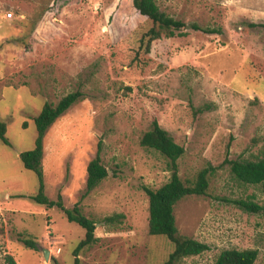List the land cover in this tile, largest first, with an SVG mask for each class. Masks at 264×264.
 Instances as JSON below:
<instances>
[{
	"label": "rangeland",
	"instance_id": "374dc122",
	"mask_svg": "<svg viewBox=\"0 0 264 264\" xmlns=\"http://www.w3.org/2000/svg\"><path fill=\"white\" fill-rule=\"evenodd\" d=\"M156 2L186 29L145 53L140 38L152 24L133 0H0V120L11 143L0 141V264L7 255L18 264H74L86 231L30 198L39 179L20 153L35 147L34 119L45 103L77 90L83 98L45 136L42 163L46 195H62L67 208L80 204L96 222L99 240L82 264H164L172 252L168 239L149 234L143 186L157 189L171 176L168 160L140 145L154 120L185 148L178 164L186 183L216 168L208 196L175 208L180 233L210 250L179 264H214L229 248H256L255 264H264V215L227 202L254 197L264 205L263 187L238 182L226 164L264 152V0ZM100 149L109 175L83 198ZM115 214L121 223L104 221ZM20 234L37 239L38 250Z\"/></svg>",
	"mask_w": 264,
	"mask_h": 264
},
{
	"label": "trees",
	"instance_id": "16d2710c",
	"mask_svg": "<svg viewBox=\"0 0 264 264\" xmlns=\"http://www.w3.org/2000/svg\"><path fill=\"white\" fill-rule=\"evenodd\" d=\"M133 5L152 24V27L143 33L140 38V50L145 53H150L154 41L163 37H174L177 32L186 29L184 22L161 11L156 0H133ZM193 28L207 34L221 33L220 29L202 28L197 25H194ZM83 96L84 93L77 90L65 95L56 105L45 103L39 115L34 119L37 130L35 147L32 150L20 153V160L24 168L33 171L39 179L38 193L30 198L40 206L61 210L69 222L77 224L86 231L85 238L78 243L73 251L74 264H82L81 254L98 242L96 222L84 214L80 204H76L73 208H67L62 195H59L57 200H52L46 195L42 162L44 158V140L48 130ZM0 141L6 146L11 145L7 137V123L1 120ZM140 145L156 150L163 155L168 160V170L171 173L168 182L157 189L143 186V190L149 198V234L165 237L173 247L164 264H179L185 258L199 256L210 250L208 244L180 233L175 208L180 201L186 198L208 196L211 178L215 175L216 168L212 166L204 168L198 172L194 181L186 183L180 176L178 164L179 159L185 154V148L176 143L174 138L157 120H154L151 129L143 134ZM226 164L230 165L231 173L238 182L251 186H262L264 192V152L255 159L227 160ZM108 175L109 170L103 164L100 149L88 165L86 193L83 198L98 187ZM227 202L247 213L264 215V205L256 202L254 197L233 199ZM123 219V214H115L106 217L104 221L107 224H113L116 222L121 223ZM18 240L26 248L38 250L37 239L24 237L20 234ZM259 255L260 251L256 248H229L219 253L214 264H255L259 259ZM6 261L7 264H18L11 255H7Z\"/></svg>",
	"mask_w": 264,
	"mask_h": 264
},
{
	"label": "water",
	"instance_id": "95a60500",
	"mask_svg": "<svg viewBox=\"0 0 264 264\" xmlns=\"http://www.w3.org/2000/svg\"><path fill=\"white\" fill-rule=\"evenodd\" d=\"M43 256L46 261H49L50 251L48 249L43 250Z\"/></svg>",
	"mask_w": 264,
	"mask_h": 264
},
{
	"label": "built area",
	"instance_id": "2783aa9c",
	"mask_svg": "<svg viewBox=\"0 0 264 264\" xmlns=\"http://www.w3.org/2000/svg\"><path fill=\"white\" fill-rule=\"evenodd\" d=\"M12 16V14H10V17Z\"/></svg>",
	"mask_w": 264,
	"mask_h": 264
}]
</instances>
